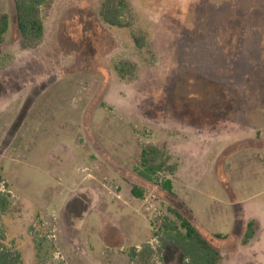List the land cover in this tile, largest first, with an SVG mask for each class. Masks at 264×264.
<instances>
[{
  "label": "rangeland",
  "instance_id": "obj_1",
  "mask_svg": "<svg viewBox=\"0 0 264 264\" xmlns=\"http://www.w3.org/2000/svg\"><path fill=\"white\" fill-rule=\"evenodd\" d=\"M105 1L47 0L27 46L0 0L1 244L23 264H184L162 241L176 210L219 264H264V0H124L120 28Z\"/></svg>",
  "mask_w": 264,
  "mask_h": 264
},
{
  "label": "trees",
  "instance_id": "obj_2",
  "mask_svg": "<svg viewBox=\"0 0 264 264\" xmlns=\"http://www.w3.org/2000/svg\"><path fill=\"white\" fill-rule=\"evenodd\" d=\"M15 4L17 26L24 43L29 46L41 40L45 34V22L42 17L41 7L47 0H13ZM128 11L127 3L124 0L115 2L106 0L101 8L100 16L103 22L110 27L127 26L123 17ZM9 16L3 14L0 18V45L4 42L5 35L9 30ZM135 42L139 47H143L144 37H135ZM160 152L155 147L144 149L141 153L142 174L161 171L162 165H157L160 159ZM3 183L0 175V220L1 216L8 212L10 201L9 195L1 190ZM165 187L171 190L170 184ZM132 194L136 198H142L143 192L134 188ZM179 224L176 222H165L163 225L165 238L163 245H172L183 255L184 264H219L222 255L203 236L198 228L176 210H171ZM255 235L254 223L250 222L243 243L247 244ZM216 237L221 238L220 235ZM2 238L0 226V239ZM0 264H23L22 256L19 252L5 248L0 241Z\"/></svg>",
  "mask_w": 264,
  "mask_h": 264
}]
</instances>
